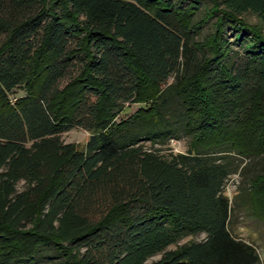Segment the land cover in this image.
<instances>
[{
  "label": "trees",
  "instance_id": "16d2710c",
  "mask_svg": "<svg viewBox=\"0 0 264 264\" xmlns=\"http://www.w3.org/2000/svg\"><path fill=\"white\" fill-rule=\"evenodd\" d=\"M204 1L0 0V264H264L224 190L261 155L264 211V0H211L198 39Z\"/></svg>",
  "mask_w": 264,
  "mask_h": 264
},
{
  "label": "rangeland",
  "instance_id": "374dc122",
  "mask_svg": "<svg viewBox=\"0 0 264 264\" xmlns=\"http://www.w3.org/2000/svg\"><path fill=\"white\" fill-rule=\"evenodd\" d=\"M211 0H205L199 7L196 17H200L203 13L206 15L211 14L210 9L212 6ZM246 18L250 22H256L257 18L253 13L246 14ZM216 20L214 13L211 14L207 18L206 21L201 22V26L199 31L196 33V38L198 39H207L211 35L212 29H214L213 22ZM210 35V36H209ZM209 36V37H208ZM231 48L232 51H236L237 56L240 57L242 54V48L237 43H232ZM231 51V52H232ZM247 78H244V82ZM24 87L16 86L12 92H10V97L13 99L16 95H20L24 92ZM245 94V93H244ZM248 94H251L248 93ZM251 100L246 101V105H248ZM245 105V106H246ZM250 105V104H249ZM137 108V102H125L123 104L122 109L118 112V118H124L132 113ZM243 113H240L238 117H241ZM237 116V113L235 114ZM247 127H251L248 125ZM89 131L82 127H72L64 132L61 133V137L65 141H73L76 143L78 147H84L85 142L88 138ZM188 141V136H182L180 138H170L168 143L164 146L168 147L167 150L172 151H183L186 149V143ZM147 144L149 142H146ZM160 145V144H155ZM238 157V156H236ZM238 161L240 162V166L237 171L231 173L228 179L225 182L224 190L231 198L233 211L231 214V218L229 221V226L232 232L237 235L238 237H242L246 240L253 241L257 247L261 255V259L264 261V216L263 210H261V205L258 206L259 202V193L255 203L256 208H254V203L250 200L248 193L246 190L249 188V180L247 179L251 176L254 172L260 170V163L262 162L261 155H250V156H242L238 157ZM242 166L244 168V175L242 173ZM22 186V182L18 184L20 188ZM262 196V195H261ZM261 199V198H260ZM260 203V202H259ZM263 211V212H261ZM204 237V232L195 234V235H187L179 240V242H184L190 239H201ZM175 244L168 245L167 248L174 247ZM161 253H156L150 257H148L144 264H150V262L154 259L159 258ZM73 260H71L72 262ZM48 263V262H47Z\"/></svg>",
  "mask_w": 264,
  "mask_h": 264
}]
</instances>
